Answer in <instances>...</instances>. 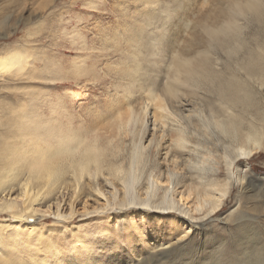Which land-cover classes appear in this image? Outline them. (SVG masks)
Masks as SVG:
<instances>
[{
	"label": "rangeland",
	"instance_id": "obj_1",
	"mask_svg": "<svg viewBox=\"0 0 264 264\" xmlns=\"http://www.w3.org/2000/svg\"><path fill=\"white\" fill-rule=\"evenodd\" d=\"M145 2L146 0H0V49L20 45V49L25 48L26 52H31L27 54V60L33 59L27 64L32 67L24 68L28 71L24 70L23 74L8 72L0 76V157L5 154L1 149L6 143V137L14 141L8 130L12 124V112L30 98L35 100L34 103L37 102L36 106L42 114L48 105L52 107L61 99L64 100L62 105L66 104L68 112L75 115L76 128L84 121L85 126L92 125L99 116L111 114L118 104L128 98L133 97L136 100H133L134 105L139 107L146 94L139 89H142L141 82L144 83L141 80L148 75L153 79L159 76L163 87L168 81L173 55L176 51L184 50V44L193 35L192 26L200 18L198 11L218 4V1L213 0ZM95 3H98V12L93 10ZM140 9L155 10L157 16L148 21L145 13L138 12ZM91 14L94 15L93 18H88ZM189 19H194L190 25L192 29L184 26L183 33L172 43V49L170 45L167 47L166 40L161 38L160 41V36H163L160 31L164 27L175 25V22L183 24ZM135 23L142 27L146 24L147 32L156 34L155 38H151L156 44L151 46V51L147 54L143 52L139 55H142L140 58L144 64L142 78L137 75L139 79H136L140 82L129 83L123 73L126 66L132 67L139 59H130L138 44L131 45L133 43L127 42L129 34L126 31L120 42L114 38L122 35L126 25L129 28ZM168 28L169 26L165 29ZM71 29L73 32L69 33ZM76 32L85 36V51L80 45L73 46V41L70 40ZM164 37L167 38V35ZM77 41L79 43L80 40ZM241 41L244 47H238L239 58L245 57L249 45L256 56L264 53V36L253 25L244 28ZM81 56H86V63L83 71L78 74L75 64ZM226 59L228 57L224 52L222 66L227 63ZM241 72L244 73L242 70ZM61 73L66 77L71 76L66 78ZM160 90L161 88L158 93H161ZM129 92L132 96H128ZM182 92L187 91L183 89ZM200 94L210 95L207 92ZM186 109L188 114L191 107ZM148 114L145 123L147 134L143 141L148 146L147 153L145 152L148 165L140 175V182L136 183L135 190L140 196L139 200L147 196L148 179L152 173L166 181L168 169H171L165 160L164 151L151 143L154 131L153 107L149 108ZM109 116L104 120L108 121ZM173 117L170 115V127L176 128L173 125L177 123L172 122L176 118ZM172 128L165 127L167 134L160 142L171 148L167 158L178 160V166L174 169L178 171V182L174 181L170 186L171 191L175 188L172 197L177 208L171 209L170 213L162 214L157 207L138 208L137 204L123 207V212H120L121 207L116 204L124 198V188L119 180L109 175L108 170L96 180L88 177L80 184L74 181L72 173L68 171L63 182L50 187L47 196L39 197L38 201L33 202L31 206L35 214L28 212L30 216L20 220L11 211L2 208L5 199L10 198L18 200V206L23 204L20 194L24 184L17 169L6 180L5 191L0 193V240L18 238L17 241L25 242L27 238L29 247L32 248L35 244L34 249L39 251L41 257L37 262H33L36 258H27L24 264H58L54 256L56 247L64 255L69 253L70 264H235L238 259L249 262L250 257L257 252L255 249L264 248V147L250 158L231 164L224 147V143H230L229 138L224 143H218L216 136H194L188 149L179 151L175 147L177 138L171 136ZM122 132L118 136V142L105 152L111 156L120 149L121 154L117 155L116 160L123 161L124 158L127 167L133 142L132 135ZM23 140L26 141L27 138ZM231 154L234 157L232 151ZM35 185V181L29 185L30 194L37 192ZM166 189V186L159 188L158 197L153 201L160 202ZM206 192H212L216 199L210 194L213 201L208 199L210 201L205 203L203 211L192 210L198 196ZM182 194L189 198L185 204L180 200ZM166 211L168 210L165 209ZM248 224L253 228L248 230ZM2 246L0 244V253L4 251ZM19 251L16 250L18 254ZM45 256L49 261L42 260Z\"/></svg>",
	"mask_w": 264,
	"mask_h": 264
},
{
	"label": "bare ground",
	"instance_id": "obj_2",
	"mask_svg": "<svg viewBox=\"0 0 264 264\" xmlns=\"http://www.w3.org/2000/svg\"><path fill=\"white\" fill-rule=\"evenodd\" d=\"M153 1L146 0L148 4ZM213 1H218L217 6L209 8L207 6L206 9L203 7L198 11L197 14L200 18L197 16L199 19L192 26L194 28L192 30L193 35L190 37L189 42L184 44L182 48L184 50L181 52L176 51V54L173 55L168 81L163 87L160 85L159 76L153 79L146 74L148 77L143 80L140 79L144 83L141 82L142 89H139L146 94L144 95L145 99L142 97L143 101L140 98L142 102L139 107L136 104L134 105L133 97L124 99L125 101L120 105L118 104L119 106H114L116 107L115 111L108 114L110 115L108 121L104 120L108 115L104 117H101V115L92 125L85 126L84 121L77 128L74 127L75 115L68 112L66 102L65 105H62L61 102H64L62 99L55 104L53 103L52 107H49L47 103L48 106L44 108L43 114L36 106L37 102L34 103L33 98L14 110L10 118L12 124L8 129L12 135L10 138H14V141L6 137V143L1 149L5 151V154L2 151L3 155L0 157V187L2 186L0 193H3L7 188L4 185L11 173L14 174V171L19 169L18 175H20L19 178L21 177L24 184L23 187L21 186L22 192L20 194L22 195L23 204L18 206V200L10 198L5 199L4 206L0 207L11 211L20 220L24 217L28 218L30 216L28 212L35 214V210L31 206L33 202L38 201L39 197L47 196L50 187L63 182L68 171L72 173L74 181L80 184L88 177L96 180L108 170L109 175L119 180L124 188V198L116 204L121 207L120 212H123V207H132L137 204L138 208L157 207L162 214L170 213L171 209L177 208L176 201L172 197L175 188L173 187L171 191L170 186L174 181L175 183L178 182L176 175L178 171L174 170L178 166V160L168 159L171 148L165 146V143H160L167 134L165 133V127L172 128L170 127L172 119H170V115L176 118L172 122H176L177 125L173 126L177 127L172 128L171 136L177 138L175 147L179 151L188 149L189 142L194 139V136L200 138L216 136L218 143H224L225 139L229 138L230 143H224V147L225 155L231 159V164L243 158H250L262 149L264 147V53L262 52L256 56L254 50L250 48L252 46L249 45L243 59L239 58L237 54L239 48L244 47V43L241 41L244 28L253 25L264 36V0ZM212 4L214 5L213 2ZM93 10L98 12V3L93 5ZM143 10L140 9L138 12L145 13L147 20L150 19L151 21V18L154 19L157 16L155 10ZM188 14L190 15V13ZM93 16L91 14L88 18H93ZM187 18L189 17L187 16ZM78 19H80V16ZM193 22L194 19H189L188 22L185 21L183 24L175 22V25H168L167 30L165 28L168 26L164 27V30L160 31L163 34V36H160V41L166 40L167 47L170 45L172 49V43L178 39L180 33H183L184 26L188 27ZM137 25L138 23L131 24L129 28L126 25L121 32L122 35H116V38H114V40L120 42L121 36H124L126 31L129 34L127 42L133 43L131 45L138 44L130 59H139L134 65L132 64V67L127 68L126 66L123 73L128 78L129 83L140 82L136 79H139L138 76H143L144 64L140 58L142 55H139L143 52L147 54L151 51V46L156 44L151 39L155 38L156 34L150 31L147 32L146 24L143 27ZM72 27H75V25ZM190 29H192L191 26ZM71 32H73V29L69 31V33ZM74 35L70 39L73 41V46L75 44L80 45L81 49L86 48L85 36L83 37L81 32H76ZM165 35H167V38L164 37ZM77 39L80 40L79 43H77ZM138 41L140 43H137ZM29 52H26L25 48L20 49V45L1 48L0 76L6 75L8 72L17 75L23 74V71L26 70L24 68L28 66V61H33V59L27 60L29 58L27 54L31 53ZM224 52H226L228 59H226L227 63L222 66L221 61ZM86 56H81V59L76 60L75 65L78 74L83 71ZM233 64L235 65L233 66ZM65 67H63V71H65ZM69 76L66 77L64 74L66 78H69ZM61 78L63 79V77ZM129 86L131 87V85ZM160 88L162 91L160 90L161 93H158ZM183 89H186L187 92H182ZM201 92H207L210 95H201ZM128 96H132L130 92ZM151 107L154 109V131L151 143L156 144L158 149L161 148V151H164L165 160L168 161L171 169H168L166 181L161 179V176L158 177V174L156 176L153 173L150 174L147 196L139 200L140 196L135 189L136 183L140 182L141 173L146 170L148 165L145 156L148 146H145L143 141L147 134L145 123ZM188 107H191V109L186 114L188 110L186 108ZM122 131L129 136L132 135L131 140L133 142L130 162L127 167L124 158L123 161L116 160L117 155L121 154L120 149L113 152L111 156H108L105 152L108 147L110 148L118 142V136ZM168 135H170V132ZM222 136H224V139H222ZM24 138H27V140H23ZM18 139L19 141H16ZM161 151L160 153L163 154ZM231 151L235 154L234 157H232ZM29 180L31 182H27ZM33 181L36 182L34 188H37V192L30 194L28 187ZM163 186L167 187L163 195L164 198L160 202H154L153 199L158 197L157 190ZM210 194L212 192L199 195L192 210L203 211L206 207L204 206L205 203L208 204L207 202L210 201L208 200L211 198ZM213 197L215 198V195ZM211 199L213 201V198ZM217 199L219 200V198ZM180 200L185 204V201H188L189 198L182 194ZM165 209L168 211L165 212ZM36 212L38 213V211ZM248 225L247 229L249 230L252 225ZM14 239L0 240V244L3 245L2 250H4L0 253V264H24L27 258L30 260L36 258L33 262L39 260L41 256L39 251L34 249L35 244V247L31 248L27 245V238L25 242L17 241L18 238ZM16 250H20L21 255ZM255 250L257 252L250 257L249 262L238 259L235 264H264V248ZM54 252L58 264L71 263L69 253L64 255L59 247H56ZM42 260L49 261L46 256ZM221 263L219 262V264Z\"/></svg>",
	"mask_w": 264,
	"mask_h": 264
}]
</instances>
